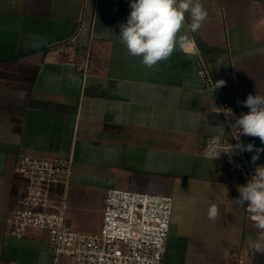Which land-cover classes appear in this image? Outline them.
Instances as JSON below:
<instances>
[{"label": "crops", "instance_id": "1", "mask_svg": "<svg viewBox=\"0 0 264 264\" xmlns=\"http://www.w3.org/2000/svg\"><path fill=\"white\" fill-rule=\"evenodd\" d=\"M200 2L208 17L182 34L211 77L226 82L220 94L237 119L249 111L238 101L264 95V0ZM129 5L0 0V261L51 264L45 232L10 235V215L28 188L14 169L24 156H72L66 213L75 229H84V188L102 193L100 220L108 190L169 196L163 264H264V252L250 247L259 230L233 201L239 186L227 182L220 159L203 155L212 127L224 125L223 143L230 137L197 78V56L178 47L152 69L129 58L118 37Z\"/></svg>", "mask_w": 264, "mask_h": 264}, {"label": "built area", "instance_id": "2", "mask_svg": "<svg viewBox=\"0 0 264 264\" xmlns=\"http://www.w3.org/2000/svg\"><path fill=\"white\" fill-rule=\"evenodd\" d=\"M196 50V49H195ZM196 75L210 95L215 80L197 52ZM225 86L211 93L216 106L214 112L225 121L230 141L219 145L228 151L230 145L251 143L258 148L254 137L239 133L235 107L221 97ZM211 137V136H210ZM207 137L203 149L208 146ZM255 152H221L226 180L235 186L245 185L254 175L255 167L264 166L260 158L253 164ZM15 174L28 185L26 194L17 202L10 215V235L20 238L28 229L46 233L51 264H163L169 234L172 198L153 194L111 189L104 197L101 225L95 233L73 231L67 224L66 199L73 170L72 156L21 157L15 165ZM250 219V214L247 213ZM0 264H6L0 261ZM236 264H245L238 259Z\"/></svg>", "mask_w": 264, "mask_h": 264}, {"label": "clouds", "instance_id": "3", "mask_svg": "<svg viewBox=\"0 0 264 264\" xmlns=\"http://www.w3.org/2000/svg\"><path fill=\"white\" fill-rule=\"evenodd\" d=\"M130 13L126 22L120 25L119 39L125 47L129 58H139L141 64L152 69L162 63H167L173 52L179 47L188 53H195L194 42L189 40L187 33H195L208 17V12L200 0H130ZM190 21V22H189ZM225 86V81L213 83L211 93ZM249 109L236 119L235 126L239 133L232 138L239 141L241 136L258 137L264 144V95L248 94L243 101H238ZM215 134L210 137L205 150V157L213 160L221 152H255L251 162L260 158L264 148H255L251 143L230 145L228 151L219 148L225 136L224 125L212 127ZM239 196L235 205L244 208L250 214V219L259 230L258 241H253L250 247L257 252H264V166H257L254 175L245 185L238 187ZM246 206V207H245ZM220 215L216 204L210 205L208 219L215 221Z\"/></svg>", "mask_w": 264, "mask_h": 264}, {"label": "rangeland", "instance_id": "4", "mask_svg": "<svg viewBox=\"0 0 264 264\" xmlns=\"http://www.w3.org/2000/svg\"><path fill=\"white\" fill-rule=\"evenodd\" d=\"M91 184V183H88ZM95 184L100 185V186H105V181L102 182H95ZM69 189V187H68ZM84 192V196L86 197V202L87 203V208L85 209L84 213L82 214L81 212H79V219L77 220V225L79 224L80 226H82L84 229L82 230H77L74 227V224L70 221L67 220V213H65V218L67 221L68 226L76 232H80V233H93L95 231V228L97 226L100 227V207L101 203L100 201L102 200V193L98 190H93V189H86L84 188L83 190ZM68 196V191H67V195ZM66 204H67V199H66ZM67 212V211H66Z\"/></svg>", "mask_w": 264, "mask_h": 264}]
</instances>
